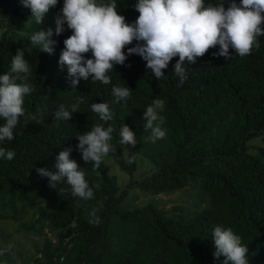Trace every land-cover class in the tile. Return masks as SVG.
Listing matches in <instances>:
<instances>
[{
  "label": "trees",
  "instance_id": "trees-1",
  "mask_svg": "<svg viewBox=\"0 0 264 264\" xmlns=\"http://www.w3.org/2000/svg\"><path fill=\"white\" fill-rule=\"evenodd\" d=\"M137 2L116 0L119 14L128 23L139 16ZM218 2L205 0V5ZM222 2L227 8L229 0ZM62 7L63 0H59L41 25H29L26 21L31 10L21 0H0V28L6 27L0 36V75L10 72L13 55L22 49L30 62L28 82L33 89L25 97L26 115L20 117L14 139L0 142V147L15 152L12 160L0 158V203L5 210L1 218L19 220L26 208L38 206L33 214L37 216L25 229L42 239L33 264H222L224 258L216 260L213 255L212 232L217 225L231 227L242 238L249 249V264H264V36L258 37L259 47L244 57L231 48L229 58L213 55L219 52V45L209 49L195 64L184 65L182 85L174 73L178 56L157 80L146 61L131 55L124 65H115L108 73L110 84L81 78L73 89L74 78L58 63L71 30L53 35L56 44L52 55L41 52L38 46L33 48L28 36L18 35L21 30L29 35L49 27L55 31ZM136 43L126 46V55L127 48ZM86 56L91 58V52ZM114 86L130 88L127 103L115 102ZM77 97H83L84 103L70 120H55L59 106L71 111ZM156 98L165 102L161 115L165 117L166 136L155 143L145 142L150 130L144 129L143 115ZM102 102L109 103L114 114L109 123L116 129L111 141L116 151L109 157L129 180L120 188L104 160L94 170L74 150L71 158L84 167L90 186L100 184L99 189L94 188L95 199L84 201L71 194L66 182L51 188L49 178L40 176L36 169L54 166L60 151L78 145V134L103 123L91 110L93 103ZM28 114H35L39 123ZM124 123L137 139L135 147L128 146L129 157H136L131 164L123 154L126 146L119 144L118 132ZM259 137L262 142L249 143ZM139 157L151 167L142 179L134 178ZM190 186L205 204L192 215L185 214L181 206L170 212L153 204L126 206L133 190L160 195ZM29 191L34 192L30 200ZM24 199L27 203L19 207L23 213L17 216L15 202ZM97 206L101 223L90 224L89 213ZM45 224L54 241L43 234Z\"/></svg>",
  "mask_w": 264,
  "mask_h": 264
},
{
  "label": "clouds",
  "instance_id": "clouds-1",
  "mask_svg": "<svg viewBox=\"0 0 264 264\" xmlns=\"http://www.w3.org/2000/svg\"><path fill=\"white\" fill-rule=\"evenodd\" d=\"M21 3L31 10L26 22L41 25L45 15L58 5L59 0H21ZM117 7L116 0H63V7L56 17L55 31L49 27L47 30H35L29 35L21 30L18 35L28 36L33 48L38 46L41 52L52 55L56 44L53 35L71 30L72 35L63 41L58 63L61 69L67 68L69 77L74 78L70 85L73 89L81 78L87 81L91 77L94 82L110 84L108 73L115 65H124L131 55H138L146 61L147 69H151L157 80L164 77L163 70L178 56L174 73L180 77L182 85L186 79L184 65L195 64L197 58L203 57L209 49L219 45V52L213 55L229 58L231 48L234 53L244 57L250 55L254 47H259L258 37L264 36V0H240L239 4L236 0H229L227 8L222 0L207 5L205 0H138L135 10L139 16L132 23L119 14ZM134 41L137 43L127 48L126 55V46ZM89 52L91 58L86 56ZM30 73V62L25 58V51L18 49L12 57L10 72L0 75V120H3V124H0V142L14 139V129L20 117L26 115L23 106L25 97L33 91L28 82ZM112 95L116 103H127L131 91L129 87L114 86ZM81 103H84L83 97H77L71 111L61 104L54 119L69 121ZM164 109V100L156 98L144 111V129L150 130L145 142L155 143L165 138V117L161 115ZM91 110L103 123H97L91 130L78 134V145L60 151L54 166L36 169L40 176L49 178L51 188L66 182L71 194L84 201L95 199L94 188L99 189L100 184L90 186L84 167L71 158V153L79 151L83 161L92 164L95 170L99 169L105 157L116 151L111 142L116 129L109 123L114 118L109 103H93ZM28 118L39 123L35 114H28ZM118 137L119 144L126 146L123 154L127 162H135L136 157L128 155V146L135 147L137 144L135 132L124 123ZM14 157V151L0 147V158L12 160ZM98 210L99 206L91 209L90 224L101 223L96 215ZM212 241L214 258L219 260L223 257L222 264H249V249L231 227L215 226ZM14 247L10 243L0 248V256Z\"/></svg>",
  "mask_w": 264,
  "mask_h": 264
},
{
  "label": "rangeland",
  "instance_id": "rangeland-1",
  "mask_svg": "<svg viewBox=\"0 0 264 264\" xmlns=\"http://www.w3.org/2000/svg\"><path fill=\"white\" fill-rule=\"evenodd\" d=\"M4 32H6V27H1L0 36ZM262 141V137H259L252 139L249 143H259ZM104 162L109 167V173L113 176H116L119 187L123 188L124 185L127 184L129 176L119 171L118 167L114 164L109 156L104 158ZM146 162L147 161H145V159L142 157L138 158L139 166L138 170L134 173V178L142 179L145 175L149 174L151 167ZM131 193L132 194L129 196V198H127L126 201V206L129 208L153 204L160 210L170 212L172 208L181 206L183 207L185 214L192 215L194 212L199 211L200 207L205 205L203 201L198 200L197 194H195V190L191 186L186 189L184 188L160 195H150L140 190H133ZM27 194L30 195L28 198L29 200L34 196V192L32 191L27 192ZM26 203L27 200L25 199L22 201H16L15 206L17 209H19L20 206ZM39 204L41 207H45L46 205L44 202ZM37 208L38 206L34 207V210L32 208H26L24 215L20 217L19 220L5 219L1 218L2 216L4 217L5 210L1 208L0 203V248H4L10 243L15 245V247L10 252H7L4 256H1L2 264H33L34 258L38 256L37 248L40 247L42 239L41 237L27 234L25 230L28 226V223L33 219V216L34 218L37 216L33 215ZM6 212L12 214L15 213L12 209H7ZM22 213L23 210L19 209L16 214L18 216V214L20 215ZM42 232L48 237H51L52 241H54V237L46 224L44 225ZM33 242H36L37 244L35 245Z\"/></svg>",
  "mask_w": 264,
  "mask_h": 264
}]
</instances>
